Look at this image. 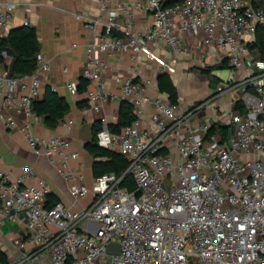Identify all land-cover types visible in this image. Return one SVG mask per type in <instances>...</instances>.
<instances>
[{
	"label": "built area",
	"instance_id": "obj_1",
	"mask_svg": "<svg viewBox=\"0 0 264 264\" xmlns=\"http://www.w3.org/2000/svg\"><path fill=\"white\" fill-rule=\"evenodd\" d=\"M94 1L99 15H76L85 28H104L85 48L82 76L89 84L91 109L118 97L133 106L130 124L117 133L102 128L96 135L97 144L117 149L127 167L119 175H99L87 185L82 175L66 169L68 158L78 155L64 152L67 139L33 137L32 126L42 117L32 102L39 95L41 74L50 70L49 59L38 55L35 70L26 75L8 78V70L0 71L5 128L24 132L31 150L50 163L54 154L59 156V172L66 179L79 178L69 187L73 200L92 195L80 209L61 201L47 207L49 185L32 167L16 177L0 169V226L22 220L26 226L25 238L12 240L26 252L9 264L43 257L51 264H264V55L253 47L257 27L264 26V7H254L250 0H182L171 5L165 0ZM15 8L13 2L0 5V38ZM135 10L151 16L145 31L134 29ZM120 13L123 27H117ZM117 28L119 34L114 35ZM200 31L221 53L217 64L226 60L229 69L226 81L206 98L190 106L163 97L151 100L148 81L122 75L114 78L119 95L106 90L103 53L131 50L137 58L142 51L163 48L169 63H175L185 49L184 34ZM65 88L71 95L77 92L72 81ZM226 94L233 107L223 114L225 135L218 129L209 132L214 122L194 124ZM147 103L153 111L143 127ZM71 124L65 122L68 128ZM127 175L135 184L132 190L122 185ZM29 179L36 185H27ZM109 243H118L120 252L109 253Z\"/></svg>",
	"mask_w": 264,
	"mask_h": 264
},
{
	"label": "crops",
	"instance_id": "obj_2",
	"mask_svg": "<svg viewBox=\"0 0 264 264\" xmlns=\"http://www.w3.org/2000/svg\"><path fill=\"white\" fill-rule=\"evenodd\" d=\"M6 2L16 4L13 16L8 22L2 37L9 30L16 27L25 26L24 22H29L37 31L40 50L38 55L45 56L50 61V70L41 74V87L39 95L35 100L43 97L46 88H56V93L64 97L69 104V111L66 116L58 122L56 127L50 128L44 125L43 121L36 122L32 126L33 137L37 140L47 139L52 136H61L69 141V145L64 149L66 154L77 152L76 157H69L67 168L76 175H82L83 181L90 185L95 178L92 173L94 159L86 145L92 139L93 127L99 124L101 128H108V125L115 123L118 118L119 107L122 101L120 97L109 100L101 106L99 110L91 109L87 97V88L83 92H76L71 95L65 88L67 81H72L76 87L82 76V71L86 64L85 48L87 44L97 40L103 33L102 25L96 29H88L83 26L82 20L76 18L95 17L99 15L97 4L94 0H0V5ZM127 4L126 0H123ZM102 21H106V15L102 14ZM123 15L117 17V27L124 25ZM151 20L150 14L141 11H134L133 24L138 32L145 31ZM119 34V28L114 31ZM207 35L200 31L198 34L187 32L184 34L181 46L184 52L180 53L175 63H169V55L163 48H152L149 51H142L137 57H133V52L103 53L101 56L105 66L102 77L106 90L110 93L120 94V86L115 82L116 75L133 77L136 81H148L146 94L151 100L156 97L166 95L160 93L157 88V78L162 72H170L172 81L178 91L179 103L190 106L193 102L206 98L211 91H207L210 86L205 72L208 66H212L219 61L221 53L212 44L205 42ZM4 54V53H2ZM12 56L5 55V61L0 64V71L8 70ZM168 62L166 69L162 64ZM64 68L66 70H64ZM197 71V72H196ZM212 73V71H211ZM202 80L205 93L200 94L196 89V83ZM3 97V88L0 87V101ZM231 95H222L212 105L201 112L194 124L203 122L225 121L224 113L232 108ZM153 111L151 103L145 104V114L142 126L149 125V115ZM209 120H206L207 118ZM214 118V119H210ZM71 120L72 124L68 128L65 122ZM225 123V122H224ZM118 151L117 149H114ZM54 162L50 163L47 156L35 154L28 145L24 132L18 129H6L2 117L0 116V169L8 171L12 176L21 175L25 167H32L37 176L43 178L49 185V193L53 194L57 201L65 205L80 209L85 207L91 200L92 195L88 194L83 199L73 200L69 194V187L73 183H78L77 179H66L58 170L59 156L54 154ZM27 185H36L35 180H27ZM26 226L22 221H6L0 226V247L7 254L9 261L22 258L26 249H19L12 242L14 238H25ZM21 264H51L48 257L40 260H25Z\"/></svg>",
	"mask_w": 264,
	"mask_h": 264
},
{
	"label": "trees",
	"instance_id": "obj_3",
	"mask_svg": "<svg viewBox=\"0 0 264 264\" xmlns=\"http://www.w3.org/2000/svg\"><path fill=\"white\" fill-rule=\"evenodd\" d=\"M182 0H165V5H171ZM254 7H264L263 0H250ZM114 35H116L114 33ZM253 47L258 49L259 55H264V26L257 27L256 40ZM40 50L37 31L32 26H21L9 30V32L0 38V64L5 61V55L12 56L13 52L16 54L15 62L13 66V76L26 75L32 73L37 66V56ZM4 53V54H2ZM228 68L227 61L224 60L212 67L201 69L202 72L207 74L209 84H218L219 79L214 75H211V71L214 69ZM212 78H214L212 80ZM77 85V91L83 92L86 90L88 81L81 76ZM157 88L160 93L166 95L167 100L172 104L178 103V91L172 81V78L167 72H162L157 78ZM239 104L236 103L235 108H238ZM32 109L42 117L44 125L54 128L60 120H62L68 113L70 107L67 100L61 97L52 90L50 87L46 88L44 95L39 100L32 102ZM133 106L128 101H122L119 107L118 118L115 123L108 125V129L111 132H119L123 126L130 124L134 120ZM215 129L220 130L223 135L226 134V127L220 122H214L210 127L209 132L212 133ZM100 131L99 124L94 125L92 139L87 143L86 149L92 154L94 161L92 165V173L95 177L106 174L114 173L116 175L121 174L127 167V160L125 157L114 149H108L100 147L96 141V135ZM123 186L129 189H134L135 184L131 176H125ZM46 206H52L57 198L48 193L46 195ZM7 254L0 247V264H9Z\"/></svg>",
	"mask_w": 264,
	"mask_h": 264
},
{
	"label": "rangeland",
	"instance_id": "obj_4",
	"mask_svg": "<svg viewBox=\"0 0 264 264\" xmlns=\"http://www.w3.org/2000/svg\"><path fill=\"white\" fill-rule=\"evenodd\" d=\"M264 2V0H263ZM264 5V4H263ZM217 64V63H216ZM215 65V64H214ZM212 65V66H214ZM212 66H208V67H212ZM197 72V71H196ZM228 73H229V69L228 68H224V69H214L211 73V75H214L217 79H219L220 81H226L227 77H228ZM168 74L170 75L171 73L168 72ZM205 76H207V74H204ZM171 76V75H170ZM214 78H212L213 80ZM219 81V83H220ZM214 81L212 82V84L210 86H208L206 89L207 91H214L215 90V86L216 84H213ZM196 89L199 91L200 94L205 93L204 87H203V82L202 80H200V82H197L196 84ZM206 120H209L208 117L205 118ZM210 119H214V118H210ZM102 129V128H101ZM166 184L168 185V181L166 180Z\"/></svg>",
	"mask_w": 264,
	"mask_h": 264
},
{
	"label": "water",
	"instance_id": "obj_5",
	"mask_svg": "<svg viewBox=\"0 0 264 264\" xmlns=\"http://www.w3.org/2000/svg\"><path fill=\"white\" fill-rule=\"evenodd\" d=\"M12 54H13V59L11 60L9 67H8V71H7V77L8 78L13 75V66H14L16 54L14 52ZM107 251L109 253L118 254L120 252V245L118 243H109L108 247H107Z\"/></svg>",
	"mask_w": 264,
	"mask_h": 264
}]
</instances>
